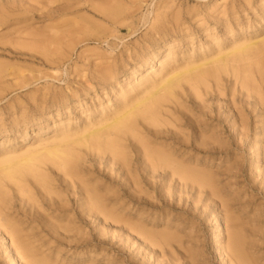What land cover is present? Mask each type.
I'll list each match as a JSON object with an SVG mask.
<instances>
[{"label": "rangeland", "instance_id": "rangeland-1", "mask_svg": "<svg viewBox=\"0 0 264 264\" xmlns=\"http://www.w3.org/2000/svg\"><path fill=\"white\" fill-rule=\"evenodd\" d=\"M254 42L251 60L231 53ZM262 46L264 0H0V164L61 131L88 133L164 75L194 80L220 55L230 64L219 77L203 65L214 76L196 80L201 99L184 81L160 137L128 138L123 158L78 145L77 176L49 162L45 181L0 174V264H28L10 226L38 264H228L229 225L264 264V116L250 78ZM159 149L178 172L152 158Z\"/></svg>", "mask_w": 264, "mask_h": 264}, {"label": "bare ground", "instance_id": "bare-ground-1", "mask_svg": "<svg viewBox=\"0 0 264 264\" xmlns=\"http://www.w3.org/2000/svg\"><path fill=\"white\" fill-rule=\"evenodd\" d=\"M252 45H255V48L254 47L252 48ZM259 48L260 47L257 42L248 43L244 46H240L234 49L231 53H237L239 55L243 53L242 56H244V54L245 56L247 54L249 56V53H251L252 51L255 53L256 50H258ZM262 49H264L263 46H262ZM172 57H173L172 51L169 50L167 51L162 61H160L159 63H153L152 66L159 65L160 67L165 68V66L169 62H171ZM227 59H228V56L226 57V55H220L216 57L214 61H211V62L207 61L208 63L204 62L202 63V65L196 66L195 67L196 70L202 67V71H199V72H202V74L200 73L201 75L199 76L192 75L195 78L190 75L192 78H194V80L187 79L186 78L187 76L184 78L183 77L184 72L175 71L171 74L169 73L168 75H164L163 77H161L159 80H156L152 84L153 87L152 89L149 90V92L147 91V94H145L142 97H139L138 99L133 100L132 102H127V103L124 102L125 104L123 103L124 105L119 109V111L115 113L113 117H110L109 119H107L106 122H102V123L100 122V126L94 129H90L88 133L78 138H75L74 140L69 139L70 136H68L69 138L62 137L60 139L59 137L65 133V131L63 132L61 131L59 135L57 136L54 135L50 137L48 140L42 142L40 144L41 145L40 148L37 150H33L32 152L28 151L27 153L25 152L26 154L24 153L23 155H18V156L16 155L15 152H10L8 154L9 157L6 159V161L3 164H0V174L5 175L9 179H13L17 181V178H18L17 176L19 174H22L24 172V175H25V173L28 172L27 174L30 173V175L32 174L35 177L36 176L41 177L45 181L43 165L44 164L47 165L49 162V163H52V165L55 166L57 170H59L60 172L62 171L64 174L66 173V175H70L71 177L73 175L77 176L76 173L78 169L80 168V167L78 168L79 166L78 163L80 160H79V157L77 156L74 146H78V145L79 146L89 145V146H93L94 148L96 147V149H101L103 147L102 148L103 151L105 148H108L109 152H112L114 159L118 158L119 156L125 157L123 148H124V142L126 143L128 138L130 139L132 137V141L140 140V138L146 134L147 135L154 134L156 138L160 137L159 135L160 133L158 134V131L161 129L160 127L163 126L164 124L163 122L164 120H162V118H164L163 116L165 112L166 111L168 112V110H166L168 107L173 106L172 104H178V101L182 99L183 91L181 92V90L183 89L184 81H186L187 83L192 81L191 85L194 84L192 87L194 94L195 95L199 94L200 92H197L199 90H197L196 88V86H198V84L196 83V80L202 78V83H205L206 76L208 75V73H211L209 70H208L209 72H207L206 70L207 68L203 70V65L214 63L212 66L214 69L212 71H214V74L216 76L218 75L219 77V73H218L219 70L221 69V71H223L222 64L226 63V65L227 64L230 65L227 62L228 61ZM234 59L235 58H233V60ZM257 59H254V61ZM249 60L251 59L249 58ZM233 62L231 61L230 63H233ZM234 63L232 67L234 66ZM260 63L258 64L257 62L258 66L256 67L257 68V70H255L256 72L250 73V78H252V87H253L254 95H255L253 96V99L255 98L254 99L255 102L253 105L252 112L256 113V116H259V115L264 116V67H261ZM214 65L216 66L214 67ZM149 69L150 70H147L148 72L146 74H150L152 72L151 68ZM235 69L233 67L232 70L235 71ZM191 70L192 69H189L188 71H191ZM133 73H135V71ZM212 75L213 74H211L210 76L208 75V77H213L214 75L213 76ZM147 77L149 78L150 76H147ZM218 77L217 79H219ZM195 83H196V86H195ZM131 91H132V88L128 86L125 91H122L124 92L123 96L126 97ZM201 94L199 96L197 95V98L201 99L202 97ZM178 106L180 105L178 104ZM260 109L263 112L262 115L259 112ZM129 142H131V140H129ZM202 145H206V144H202ZM208 146L209 148L216 149V150L225 149V147L226 148L229 147V145L221 144L219 142H213V143L211 142V144L209 143ZM160 150L161 149L157 150L159 151V153H156L155 155L152 154L153 155L152 158L156 160L159 156L160 158L159 161L164 162L165 164L173 167L175 165L174 163L175 161H173L169 157V155H166L167 154V152H165L166 150L165 151L161 150V152ZM153 152H156V151L153 150ZM163 152L166 154L164 155ZM156 161L159 163L158 159ZM176 169L178 172L179 168L176 167L175 170ZM181 172L186 173V170H182ZM191 177L194 179L195 176L193 177L191 174ZM42 184H44V182H42ZM45 184L47 185V183ZM88 193H89V190H88ZM96 203L99 204L98 201ZM227 225H229V223ZM229 226L230 228L227 229V235H226V246L224 248L225 249L224 251L227 256L228 264H251L250 257L248 256L249 253L247 254L248 251L243 243L242 236L240 234H238V236L240 237L236 236L237 234L236 235L234 234V232L236 233L235 231L236 229H234V226L233 228L231 227L232 225H229ZM10 227H11L9 228L10 235L12 236L13 244L16 247L15 253L21 259L28 262V264H38L37 258H35V256L31 252L32 247L31 248L29 247L30 244H28L24 240V237L20 234L19 230H17L15 227L14 228L12 226ZM240 238L242 241L240 240Z\"/></svg>", "mask_w": 264, "mask_h": 264}]
</instances>
